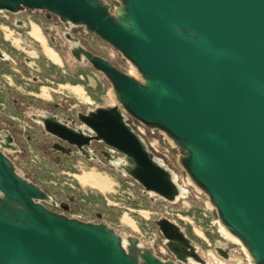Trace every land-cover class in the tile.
<instances>
[{
  "label": "water",
  "instance_id": "water-1",
  "mask_svg": "<svg viewBox=\"0 0 264 264\" xmlns=\"http://www.w3.org/2000/svg\"><path fill=\"white\" fill-rule=\"evenodd\" d=\"M0 0V11L53 13L108 43L131 74L69 46L109 82L105 106L51 132L88 158L94 134L105 167L173 204L190 188L205 197L218 231L247 264H264V0ZM130 117L176 151L177 176L137 133ZM51 130V129H50ZM7 141V143H6ZM0 141V264H208L181 227L159 232L175 259L137 236L51 211L47 193L24 176Z\"/></svg>",
  "mask_w": 264,
  "mask_h": 264
},
{
  "label": "flooded vegetation",
  "instance_id": "flooded-vegetation-1",
  "mask_svg": "<svg viewBox=\"0 0 264 264\" xmlns=\"http://www.w3.org/2000/svg\"><path fill=\"white\" fill-rule=\"evenodd\" d=\"M106 1L112 5L115 4L112 0ZM34 28L36 31L32 34ZM37 35L41 37V40L36 37ZM89 35L99 38L92 32H85L81 27H65L57 16L45 10L32 11L25 8L15 13L0 11V141L8 139L12 144L13 148H6L4 152L21 172L24 171L21 162L28 155L30 146L38 151L41 158L47 157V161L50 160L57 166L63 165L64 157L85 159L96 166H103L106 162L100 153L101 149L112 155H118L114 149L96 142L93 139L94 134L84 131L89 137L90 148L83 149H90V152L96 156V158H88L77 147L70 145L62 138L58 139V136L51 132L52 130L57 133L62 132L59 125L50 121L49 130H47L39 119V117H53L63 127L74 131L81 124L80 115L86 114L88 110L95 107L109 104L90 101V98L99 97L101 81L109 84L108 80L85 60L75 59L69 51V46L74 41L92 55L114 66L105 56L94 51L85 42ZM15 36L19 44L15 43ZM21 37H25L34 44V49L37 51L31 52H37V55L33 56L30 51L25 50V47L30 45L23 44ZM126 123L130 124L147 144L154 141L157 148H151L177 176L182 173L174 164L176 151L171 149L156 131L151 132L130 117L126 118ZM95 145L103 146V148L96 149ZM75 177L77 179V175ZM84 185L91 186L88 183ZM139 188L140 194L151 204L162 202L171 209H178L181 206L180 202L188 199L191 191L187 188L186 198H180L177 202L169 204L158 197L149 196L141 186ZM45 192L51 199L49 203L43 202L46 208L70 216L68 213L74 202L72 197L56 199L47 191ZM96 217L99 219L100 214H96ZM161 218L177 223L169 216L160 215L153 221L157 228V235H148L147 241L139 239L146 246L153 247L164 259H175L159 232L157 222ZM181 230L195 244L182 227ZM213 249L218 256L230 264L234 249L231 245H220L217 242ZM178 263L191 264L181 261Z\"/></svg>",
  "mask_w": 264,
  "mask_h": 264
},
{
  "label": "rangeland",
  "instance_id": "rangeland-1",
  "mask_svg": "<svg viewBox=\"0 0 264 264\" xmlns=\"http://www.w3.org/2000/svg\"><path fill=\"white\" fill-rule=\"evenodd\" d=\"M35 31L34 28L32 34H35ZM36 37L41 40L38 35ZM20 40L23 44L30 45L26 46L25 50L37 51L34 49V44L25 37H21ZM85 42L94 51L105 56L119 70L131 74L129 64L101 39L89 35ZM15 43L19 44L17 38ZM30 54L34 56L37 52ZM108 89L109 84L101 81L99 97L90 98V101L109 103ZM149 144L152 148H157L154 141ZM95 148L99 149L103 146L95 145ZM28 151V155L21 162L24 168L23 174L56 199L72 197L74 202L68 213L71 217L83 221H101L119 233L132 234L147 241L148 235H157V228L153 221L160 215H166L186 231L209 264H229L214 252L213 248L217 242L234 248L230 264H247L244 257L237 251V246L230 243L218 231L215 213L205 208L203 195L195 194L191 190L188 199L181 201L178 209H171L162 202L153 205L140 194V186L135 181L120 177L108 167L96 166L85 159L71 157H64L63 165L57 166L50 160L47 161V157L41 158L34 147H28ZM179 177H182V173ZM85 183L99 190L84 185ZM96 214H100L99 219Z\"/></svg>",
  "mask_w": 264,
  "mask_h": 264
}]
</instances>
